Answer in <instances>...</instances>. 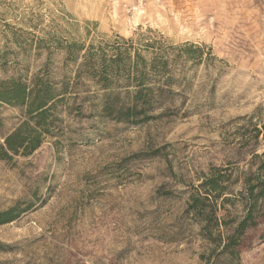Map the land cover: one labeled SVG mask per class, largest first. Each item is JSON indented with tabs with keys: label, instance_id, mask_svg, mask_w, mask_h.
<instances>
[{
	"label": "rangeland",
	"instance_id": "obj_1",
	"mask_svg": "<svg viewBox=\"0 0 264 264\" xmlns=\"http://www.w3.org/2000/svg\"><path fill=\"white\" fill-rule=\"evenodd\" d=\"M118 36L165 46L172 85L132 125L101 116L83 78L53 136L0 158V211L30 206L0 225V264H224L184 210L202 173L235 177L264 147L247 123L264 120V0H0V81L29 82L48 57L50 80L73 79L58 44ZM22 120L2 104L0 141ZM249 235L236 264H264V223Z\"/></svg>",
	"mask_w": 264,
	"mask_h": 264
},
{
	"label": "trees",
	"instance_id": "obj_2",
	"mask_svg": "<svg viewBox=\"0 0 264 264\" xmlns=\"http://www.w3.org/2000/svg\"><path fill=\"white\" fill-rule=\"evenodd\" d=\"M56 48L63 50L65 66L75 65L73 79L64 74L59 82L50 80L48 57L40 73L29 82L15 78L0 81V106H17L23 112L21 124L2 136L1 159H9L13 154L28 156L45 137L53 136L52 117L57 104L68 99L83 78L97 86L94 109L101 116L132 125L154 118L153 111L159 108L163 93L173 83L166 47L153 40L137 45L118 36L113 41L87 45L66 41ZM183 50L191 53L196 49ZM247 120L249 140L264 137V120ZM233 177L227 167H210L196 185H191L184 210L198 225L199 235L210 252L225 260L224 264L238 262L241 253L253 246L249 232L264 223V147L260 152L253 150L249 168ZM236 204L241 207L239 212L235 210ZM29 207L1 210L0 225L15 220ZM263 238L259 236L258 241Z\"/></svg>",
	"mask_w": 264,
	"mask_h": 264
}]
</instances>
